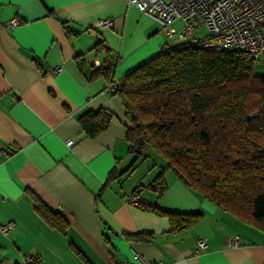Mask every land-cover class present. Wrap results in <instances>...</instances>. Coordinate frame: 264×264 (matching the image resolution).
<instances>
[{
    "label": "crops",
    "instance_id": "crops-1",
    "mask_svg": "<svg viewBox=\"0 0 264 264\" xmlns=\"http://www.w3.org/2000/svg\"><path fill=\"white\" fill-rule=\"evenodd\" d=\"M103 18L112 26H98ZM173 25L180 29L182 22ZM204 33L203 25L195 31ZM98 36L117 57L116 80L183 42L129 0H0V224L10 225L0 233V264H25V257L38 264H121L134 262V253L155 264H264V229L194 192L161 159L147 157L124 172L132 162L128 123L107 79L93 73L92 61L106 59L93 49ZM55 66L61 70L51 73ZM254 73L264 75V54ZM100 108L113 117L91 138L77 118ZM112 169L117 175L106 182ZM162 170L166 188L158 197L149 184ZM133 194L138 204L201 218L171 230L168 217L131 204ZM37 200L61 215L64 230L39 213ZM134 233L149 239L127 238ZM234 234L239 244L227 245Z\"/></svg>",
    "mask_w": 264,
    "mask_h": 264
},
{
    "label": "trees",
    "instance_id": "trees-1",
    "mask_svg": "<svg viewBox=\"0 0 264 264\" xmlns=\"http://www.w3.org/2000/svg\"><path fill=\"white\" fill-rule=\"evenodd\" d=\"M67 32L69 25L63 22ZM93 49L106 59L93 73L116 80L117 57L103 38ZM255 62L240 49L208 50L182 42L163 49L117 80L114 90L128 123L125 139L132 170L147 157L164 162L179 180L209 202L240 220L264 229V75L254 73ZM113 113L87 110L78 124L93 138L109 124ZM164 170V169H163ZM163 170L149 184L159 197L165 190ZM117 175L112 169L106 182ZM45 219L65 228L61 215L40 201L34 203ZM168 217L171 230L187 228L199 212L176 213L156 205L138 204ZM147 240L149 235L127 234ZM25 264H38L29 258Z\"/></svg>",
    "mask_w": 264,
    "mask_h": 264
},
{
    "label": "built area",
    "instance_id": "built-area-1",
    "mask_svg": "<svg viewBox=\"0 0 264 264\" xmlns=\"http://www.w3.org/2000/svg\"><path fill=\"white\" fill-rule=\"evenodd\" d=\"M129 4L157 20L167 35L176 36L187 45L208 50L240 49L248 52L255 63L264 54V28L261 26L264 19V0H129ZM176 20L182 22L180 29L173 25ZM10 23L14 26L17 20L12 19ZM112 24L110 18L97 21V25L101 27H111ZM202 25L206 33L196 36L195 31ZM92 64L95 67L102 66L95 59ZM60 70V66H55L51 73ZM114 84H117V80L108 88L109 91L115 89ZM73 141L68 139L66 143L71 145ZM129 202L137 205V195H131ZM9 229L10 225L0 224L1 234ZM197 243L199 248L205 246L204 239H198ZM238 244V235L228 237L227 245ZM27 260L29 257L24 258L25 262ZM121 264L155 263L134 253V262L125 260Z\"/></svg>",
    "mask_w": 264,
    "mask_h": 264
},
{
    "label": "rangeland",
    "instance_id": "rangeland-1",
    "mask_svg": "<svg viewBox=\"0 0 264 264\" xmlns=\"http://www.w3.org/2000/svg\"><path fill=\"white\" fill-rule=\"evenodd\" d=\"M205 33H206V29H205ZM205 33H204V34H205ZM204 34H203V35H204Z\"/></svg>",
    "mask_w": 264,
    "mask_h": 264
}]
</instances>
